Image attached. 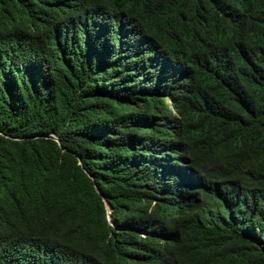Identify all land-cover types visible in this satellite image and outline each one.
Returning <instances> with one entry per match:
<instances>
[{
  "label": "trees",
  "instance_id": "trees-1",
  "mask_svg": "<svg viewBox=\"0 0 264 264\" xmlns=\"http://www.w3.org/2000/svg\"><path fill=\"white\" fill-rule=\"evenodd\" d=\"M140 1L0 0V264H264V25L186 55L207 0Z\"/></svg>",
  "mask_w": 264,
  "mask_h": 264
},
{
  "label": "clouds",
  "instance_id": "clouds-1",
  "mask_svg": "<svg viewBox=\"0 0 264 264\" xmlns=\"http://www.w3.org/2000/svg\"><path fill=\"white\" fill-rule=\"evenodd\" d=\"M129 3L121 12L119 18L120 28L122 30L121 36L123 38H130L131 35L137 33L143 34L148 27V14L145 11L146 7H151L150 4H142L140 0H129ZM177 23L166 31V37L174 40L180 51L186 55H205L218 48L226 47L225 39L229 41H236L238 39V32L235 25L245 17L251 16L257 22L264 25V0H207L205 3L201 2H186L177 3ZM237 5L239 10L231 9L230 6ZM176 7V6H175ZM241 9V11H240ZM202 13L204 19L208 20V24L213 22H220L223 27L216 30L210 29L206 31L197 28V25L204 19L195 20L196 14ZM131 28V29H127ZM189 29H195V32L188 33ZM179 32L187 34L186 38L178 36ZM144 43L145 45H141ZM147 43L154 46L151 41H140L137 44L140 47H146ZM161 63L164 61V55H158ZM264 77V71L254 70L251 74V80H259ZM251 215L259 220H264V193L257 200L255 204L249 206ZM108 218V217H107ZM191 256L194 252L191 251ZM205 264H227L223 261H209L202 260Z\"/></svg>",
  "mask_w": 264,
  "mask_h": 264
},
{
  "label": "water",
  "instance_id": "water-1",
  "mask_svg": "<svg viewBox=\"0 0 264 264\" xmlns=\"http://www.w3.org/2000/svg\"><path fill=\"white\" fill-rule=\"evenodd\" d=\"M106 208H107V213H108L111 208L107 204H106Z\"/></svg>",
  "mask_w": 264,
  "mask_h": 264
},
{
  "label": "rangeland",
  "instance_id": "rangeland-1",
  "mask_svg": "<svg viewBox=\"0 0 264 264\" xmlns=\"http://www.w3.org/2000/svg\"><path fill=\"white\" fill-rule=\"evenodd\" d=\"M141 45L143 46V45H145L144 43H141Z\"/></svg>",
  "mask_w": 264,
  "mask_h": 264
}]
</instances>
